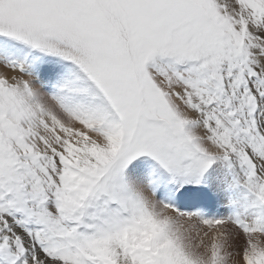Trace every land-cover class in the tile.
I'll use <instances>...</instances> for the list:
<instances>
[{"label":"snow or ice","instance_id":"obj_1","mask_svg":"<svg viewBox=\"0 0 264 264\" xmlns=\"http://www.w3.org/2000/svg\"><path fill=\"white\" fill-rule=\"evenodd\" d=\"M0 264H264V0H0Z\"/></svg>","mask_w":264,"mask_h":264}]
</instances>
